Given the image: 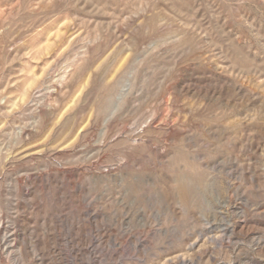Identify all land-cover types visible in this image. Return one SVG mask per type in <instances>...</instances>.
I'll return each instance as SVG.
<instances>
[{
  "label": "rangeland",
  "instance_id": "1",
  "mask_svg": "<svg viewBox=\"0 0 264 264\" xmlns=\"http://www.w3.org/2000/svg\"><path fill=\"white\" fill-rule=\"evenodd\" d=\"M0 264H264V0H0Z\"/></svg>",
  "mask_w": 264,
  "mask_h": 264
}]
</instances>
